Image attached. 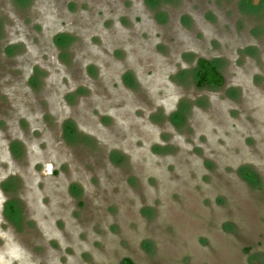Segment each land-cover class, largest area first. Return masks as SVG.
Listing matches in <instances>:
<instances>
[{"label":"rangeland","instance_id":"374dc122","mask_svg":"<svg viewBox=\"0 0 264 264\" xmlns=\"http://www.w3.org/2000/svg\"><path fill=\"white\" fill-rule=\"evenodd\" d=\"M126 259L264 264V0H0V264Z\"/></svg>","mask_w":264,"mask_h":264},{"label":"trees","instance_id":"16d2710c","mask_svg":"<svg viewBox=\"0 0 264 264\" xmlns=\"http://www.w3.org/2000/svg\"><path fill=\"white\" fill-rule=\"evenodd\" d=\"M224 78L213 62L206 58L197 61L196 83L199 87L221 86ZM122 264H133L130 259L124 260Z\"/></svg>","mask_w":264,"mask_h":264}]
</instances>
